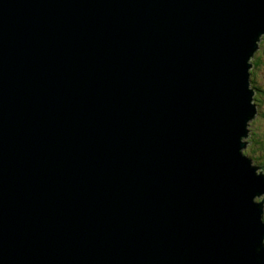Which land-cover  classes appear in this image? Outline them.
Instances as JSON below:
<instances>
[{"label":"water","instance_id":"95a60500","mask_svg":"<svg viewBox=\"0 0 264 264\" xmlns=\"http://www.w3.org/2000/svg\"><path fill=\"white\" fill-rule=\"evenodd\" d=\"M262 36L264 0H0V264H264Z\"/></svg>","mask_w":264,"mask_h":264},{"label":"trees","instance_id":"16d2710c","mask_svg":"<svg viewBox=\"0 0 264 264\" xmlns=\"http://www.w3.org/2000/svg\"><path fill=\"white\" fill-rule=\"evenodd\" d=\"M263 39H264V37L262 36L261 40H263ZM261 40H260V41H261ZM259 43H260V42H259ZM260 44H262V41H261ZM258 45H259V44H258ZM257 50H259V48H258ZM255 53H256V56H254V57H255V60H254V62H253V68H251L250 71H249V73H250V77H249V79H250V85H251V80L253 79V81L256 82V79H257L258 76H259V73L257 72V69L264 67V63L262 62V58H264V54H263V52H262L261 50H259L258 52L256 51ZM255 78H256V79H255ZM254 85H255V87H257V88L260 89V90H263V89H264L263 84L261 85V84L256 83V84H254ZM251 88H252V87H251ZM253 91H254V90H253ZM262 95H264V92H263L260 96L258 95V96H256V97L254 98L255 101H256L258 104H259V101L261 100V96H262ZM259 106H260V105H259ZM260 108H261V107H259V109H260ZM263 111H264V110H263ZM261 114H262V113H261ZM260 121H261V120H260ZM261 122H262L263 125H264V122H263V121H261ZM253 133L255 134V136H256V138H257V140H258L257 145L259 146V149H261V151L264 152V127L260 128L259 131L254 130ZM254 155H255L254 158L256 159V161L264 165V159H262V158H260V157L258 156V155H259V152L254 153ZM262 219H263V221H264V211H263Z\"/></svg>","mask_w":264,"mask_h":264},{"label":"rangeland","instance_id":"374dc122","mask_svg":"<svg viewBox=\"0 0 264 264\" xmlns=\"http://www.w3.org/2000/svg\"><path fill=\"white\" fill-rule=\"evenodd\" d=\"M261 41H262V44H260ZM261 41L259 43V50H261L263 52V54H264V39L261 40ZM259 50H257V52ZM254 56H256V53H255ZM254 60H255V57L251 59L252 64H253ZM262 62L264 63V58H262ZM257 72L259 73V76H258L257 79L255 78L256 79V83L261 84V85L263 84V86H264V67L257 69ZM260 101H264V95L261 96V100ZM259 107H261L259 109V112L263 114L264 106L260 105ZM262 127H264V125H263V123L260 120L257 119V117L256 118L253 117L252 120L247 121L248 133H247V136L241 138V141L243 143H245V146L241 149V152H242L243 155H245L248 158L251 157V156H249V154H247V151H249V147H250L249 143H250V140H251L250 139V129H252L253 131L254 130L259 131V129L262 128ZM256 172L257 173H261V167H256ZM263 243H264V240H263Z\"/></svg>","mask_w":264,"mask_h":264},{"label":"flooded vegetation","instance_id":"af4514ba","mask_svg":"<svg viewBox=\"0 0 264 264\" xmlns=\"http://www.w3.org/2000/svg\"><path fill=\"white\" fill-rule=\"evenodd\" d=\"M256 82L253 81V79L251 80V87L252 89L254 90V96H253V103L255 104L256 108H257V113H256V116L255 118L257 117L258 120H261L264 122V112L263 114H261L259 112V104L264 106V101H259V104L255 101V97L256 96H260L263 92H264V89L263 90H260L258 89L257 87H255ZM255 134L253 133V130L250 129V147H249V151H247V154H249V156H251L249 159L252 161V165L256 166V167H261V173L264 174V165L257 162L256 159L254 158V153L256 152H259V157L264 159V152L261 151V149H259V146L257 145V138H255ZM264 209V208H263Z\"/></svg>","mask_w":264,"mask_h":264},{"label":"clouds","instance_id":"9594fccd","mask_svg":"<svg viewBox=\"0 0 264 264\" xmlns=\"http://www.w3.org/2000/svg\"><path fill=\"white\" fill-rule=\"evenodd\" d=\"M250 87H251V85H250Z\"/></svg>","mask_w":264,"mask_h":264}]
</instances>
